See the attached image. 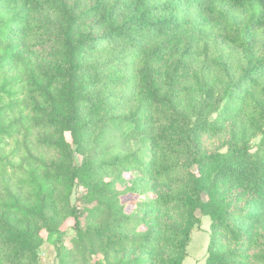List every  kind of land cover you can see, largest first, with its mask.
I'll list each match as a JSON object with an SVG mask.
<instances>
[{
    "label": "trees",
    "instance_id": "obj_1",
    "mask_svg": "<svg viewBox=\"0 0 264 264\" xmlns=\"http://www.w3.org/2000/svg\"><path fill=\"white\" fill-rule=\"evenodd\" d=\"M202 217L264 264V0H0V264H183Z\"/></svg>",
    "mask_w": 264,
    "mask_h": 264
},
{
    "label": "rangeland",
    "instance_id": "obj_2",
    "mask_svg": "<svg viewBox=\"0 0 264 264\" xmlns=\"http://www.w3.org/2000/svg\"><path fill=\"white\" fill-rule=\"evenodd\" d=\"M67 139L70 140L69 135H66ZM141 146V143L139 145ZM130 176H134V173L131 175L126 174L127 178H130ZM82 188H75L72 195H71V200L73 203L78 204L79 206H82L81 203H79V197L81 196L82 193ZM136 198H139L133 194H127V195H122L120 197L121 201L126 204V210L129 212L133 208V202ZM140 198H147V195H143ZM71 221H67L64 225L63 228L65 231H67V236H65V243L67 246H69V241L70 237L74 235L73 231H70L68 227L70 226ZM210 221L208 217H202V223L200 227L195 229L192 233V242L191 244L189 243V249L188 250V255L184 259L183 264H204L205 259L207 256V246L208 245V239H209V230L206 234L205 230L207 227H209ZM206 235V237H205ZM58 238L57 233H52L49 234L46 237V242L42 245L41 248V262L42 264H57V259H56V252H55V240ZM206 248V251H205Z\"/></svg>",
    "mask_w": 264,
    "mask_h": 264
},
{
    "label": "crops",
    "instance_id": "obj_3",
    "mask_svg": "<svg viewBox=\"0 0 264 264\" xmlns=\"http://www.w3.org/2000/svg\"><path fill=\"white\" fill-rule=\"evenodd\" d=\"M209 230V228L207 227L205 230H203V231H206V234H207V231ZM193 236V235H192ZM205 237H206V235H205ZM191 242H192V239H191ZM191 242H190V244H191ZM208 242V241H207ZM207 246V245H206ZM188 249H189V246H188ZM188 251V250H187ZM205 251H206V248H205ZM205 264V263H204Z\"/></svg>",
    "mask_w": 264,
    "mask_h": 264
}]
</instances>
